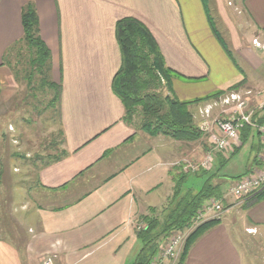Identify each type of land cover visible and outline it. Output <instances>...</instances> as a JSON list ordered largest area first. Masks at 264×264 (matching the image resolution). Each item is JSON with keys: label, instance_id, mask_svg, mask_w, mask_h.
Instances as JSON below:
<instances>
[{"label": "crops", "instance_id": "0c3cea01", "mask_svg": "<svg viewBox=\"0 0 264 264\" xmlns=\"http://www.w3.org/2000/svg\"><path fill=\"white\" fill-rule=\"evenodd\" d=\"M29 1L35 4L41 37L51 51V77L62 85L61 126L67 151L60 161L37 172L38 198L61 200L54 208L38 206L42 231L46 232L38 237L47 236L51 246H60L65 254H70L68 251L74 246L95 243L110 246L90 264H126L142 247L136 235L139 216L147 214L151 207L167 206L181 181L182 162H198L207 151H213V169L208 173L191 172L182 181L181 189L186 187L196 192L213 174L212 181L220 185L226 209L219 217L220 222L195 240L182 264H244L235 243V228L249 238L260 239L262 245L264 196L242 201L230 191L243 174L262 166L264 148L258 133L257 141L253 138L250 144L247 159L238 166L235 161L240 151L231 156L214 146L207 150L200 141L183 142L165 134L152 135L136 123L127 122L125 107L112 87L113 77L122 63L116 23L130 16L150 28L166 63L181 74L172 84V94L177 98L193 100L178 96L177 82L209 83L211 87L206 94L195 97L199 98L246 77L248 86L240 92L249 91L247 96L252 102L257 101L258 96H252V92L264 86V66L255 48H263L243 45L244 37L239 35L237 23L232 20L235 17L229 7L232 0H216L217 10L228 27L235 51L229 47L240 69L229 57L236 70L230 78L215 83L209 80L211 64L189 34L181 0H0V82L4 83L0 84L1 92L12 89L10 77L14 74L4 56L24 36L22 11ZM197 1L211 27L203 0ZM234 3L241 8L253 32L251 38L264 41V0ZM247 66L254 75L247 73ZM213 101L190 106L200 127L209 119L204 120L202 111ZM206 138L212 142L210 134ZM229 166L236 173L227 171ZM8 245L0 240V262L4 257L6 263L19 264L17 252L13 253ZM83 257L79 256L73 263L83 262Z\"/></svg>", "mask_w": 264, "mask_h": 264}, {"label": "rangeland", "instance_id": "374dc122", "mask_svg": "<svg viewBox=\"0 0 264 264\" xmlns=\"http://www.w3.org/2000/svg\"><path fill=\"white\" fill-rule=\"evenodd\" d=\"M208 1L212 17L219 33L231 49L235 51L232 48L230 34L226 29L227 25L217 10V1ZM232 1V5L229 6L235 15L232 20L234 23H237L239 35L244 37V40H242L243 45L253 47L254 49V46H257L255 42L258 40L261 42V40L251 38L254 37L253 32L248 27L245 17L241 13V8L235 5V0ZM181 4L185 13L189 34L193 42L212 66L213 76L211 75L210 82H222L230 78L236 68L232 65L229 56L223 50L215 34L212 33L213 30L210 29V25L205 20L200 3L197 0H181ZM261 43L264 44V41L262 40ZM255 51L261 59L258 60L262 61L264 66V49L255 48ZM246 69L247 73L250 74V68L247 66ZM251 75H254V73H251ZM14 78L10 77L11 90L2 92L0 90V240L8 243L9 249L13 253L17 252V257L19 256L17 259L20 261L19 264H47L46 261L48 258L52 260L49 264H74L73 261L81 255H84L83 262L75 264H90L99 256L106 253L110 249V246H102L100 243L84 247L74 246L68 251L71 252L70 254H65L60 246H51V240L47 236L43 239L38 237L42 233L46 234L45 231H42V218L38 213V206L54 208L61 204V200H46L41 199L40 196L38 198L39 187H37V172L39 167L43 166L44 162H47V158L61 154L62 150H64L61 132L62 126L58 116V108L56 106H47L52 93L46 90L41 91L38 88L34 90L35 94H29L26 80L23 79L22 73L20 74V80L16 78L14 80ZM0 84L4 83L0 82ZM246 86L248 85L246 84ZM209 87H211L209 83L202 82L187 85L186 82L182 81L177 82L175 85L178 96L185 100L203 96L209 90ZM243 89L245 88L239 91ZM254 91L255 95L252 92V96H258L256 97L258 100L252 102L250 98L249 106L255 112L257 109L256 105L263 99L264 86L254 88ZM229 93L230 91L215 99L211 103L212 107H206L207 109H211L206 116L202 113L204 120L209 118L214 125L218 119L232 116V110L235 108L234 104H226L222 100ZM215 110L217 111L213 113ZM133 122L138 125L140 122L139 118H135ZM214 130L213 128V130L209 129L204 132L208 136L209 134L212 136ZM257 136V131L254 129L252 136L241 148V153L237 157L238 161H235L238 166H241L240 163L244 159H247L250 152V144L253 138L257 141ZM208 139L205 137L200 142L207 150H211L214 144L212 142L209 143ZM226 169L231 173H236L232 166ZM202 170L204 169H200V171ZM190 172L192 171L190 170ZM193 178L190 179L192 180ZM194 179H199V177ZM165 207L166 205L157 208L156 214H159L161 218H164L167 212ZM139 222L137 224L139 227L146 225L145 222ZM176 233L179 232L172 233L167 239L164 238L162 246L166 245L169 239ZM235 234V243L241 251L243 263L264 264V249L262 247L264 246V239L261 245L260 239L255 237L249 238L250 236L245 235L238 228H235ZM187 239L183 244L177 260L173 262V258H166L168 260L166 263L163 262L164 264L177 263L181 253L184 251ZM160 253L161 249H159L156 257ZM138 254L135 257L131 256V260L129 257L126 264H130V262L131 264H135ZM0 264L17 263H6L4 257H2Z\"/></svg>", "mask_w": 264, "mask_h": 264}, {"label": "trees", "instance_id": "16d2710c", "mask_svg": "<svg viewBox=\"0 0 264 264\" xmlns=\"http://www.w3.org/2000/svg\"><path fill=\"white\" fill-rule=\"evenodd\" d=\"M203 2L214 34L234 64L240 69L228 43L217 29L208 5L209 1L203 0ZM22 21L24 36L7 49L4 59L11 65L17 80H20L22 73L29 94H35L34 90L38 88L41 91L46 90L52 93L47 106L58 108V116L61 122L62 85L55 82L51 77V51L41 37L38 13L32 1L24 6ZM116 38L122 53V63L113 77V90L125 107L124 119L127 122H133L138 117L140 121L138 126L152 135L165 134L183 142L203 140L206 134L196 121L190 106L203 101L218 99L229 91H239L246 87L247 78L245 77L226 89H218L204 97L190 101L180 100L172 94V84L173 79L176 76H181V74L166 63L156 37L144 22L136 17L121 18L116 23ZM253 119L264 123V105L256 109ZM253 131L254 129L249 124H244L240 130L242 145L229 155L233 156L238 153L252 136ZM61 132L64 145L65 133L63 129ZM66 153L64 148L61 154L50 156L39 169L60 161ZM213 154L215 155V152ZM257 156L256 154L255 158ZM203 171L208 173L206 169ZM199 172L195 173L199 174ZM190 173L182 170L181 181L178 182L177 189L165 207L167 212L164 218L156 214V207H151L148 214L139 216L138 220L145 222L146 225L136 227V235L141 241L142 247L135 264H151L159 249L162 248L164 238L167 239L174 232L186 230L194 222L206 201L211 198H223L220 185L212 181L213 174L196 192L186 187L181 189L182 181ZM263 196L264 192L255 199ZM175 200L177 201L175 202ZM219 222L220 218H214L198 225L188 237L184 251L176 264H182L195 240Z\"/></svg>", "mask_w": 264, "mask_h": 264}, {"label": "built area", "instance_id": "2783aa9c", "mask_svg": "<svg viewBox=\"0 0 264 264\" xmlns=\"http://www.w3.org/2000/svg\"><path fill=\"white\" fill-rule=\"evenodd\" d=\"M255 43L258 47L264 49V44L259 41H256ZM249 94V91L244 95L240 91L230 92L222 100L226 104H234L235 108L232 110V116L229 118L218 119L214 125L209 119H206L201 125V128L204 131L209 129L213 130V128L215 129L214 134L212 135V143L216 150L227 154L235 152L241 143L240 130L244 124H249L257 131L264 148V123L253 119L254 110L249 106L250 97L247 96ZM211 105L212 104L210 103L207 106ZM263 105L264 96L256 105V108H260ZM210 109L205 108L202 111L203 115H208ZM260 159L263 162L262 166L256 167L252 171L244 174L232 186L230 192L239 200L249 201L264 192V154L261 155ZM213 160V151H208L200 161L193 162L186 160L182 162V167L184 171L190 172L191 170L192 172H196L200 169H208L211 167ZM225 209L224 199H209L194 219V222L183 232L176 233L172 236L168 243L162 246L161 253L151 262V264H162L166 258H173V262H175L190 233L202 222L209 219L219 218ZM50 262H52V260L51 258H48L46 263L49 264Z\"/></svg>", "mask_w": 264, "mask_h": 264}]
</instances>
